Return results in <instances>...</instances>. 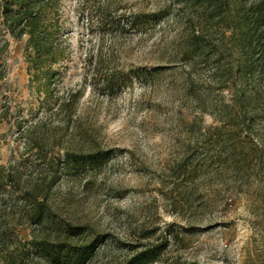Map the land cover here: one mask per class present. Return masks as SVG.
<instances>
[{"label": "rangeland", "instance_id": "obj_1", "mask_svg": "<svg viewBox=\"0 0 264 264\" xmlns=\"http://www.w3.org/2000/svg\"><path fill=\"white\" fill-rule=\"evenodd\" d=\"M182 8V0H58L65 57L52 66L49 93L30 85L28 37L0 28V165L20 159L19 124L56 127L59 97L84 90L63 138L76 162L50 194L58 226L39 237L44 257L28 245L18 264H124L142 249L159 254L155 264H264V132L256 128L252 148L217 130L204 112L212 60L198 62L201 76L186 89L188 62L175 56ZM98 57L97 72L88 59ZM19 236L30 242L31 230Z\"/></svg>", "mask_w": 264, "mask_h": 264}, {"label": "trees", "instance_id": "obj_2", "mask_svg": "<svg viewBox=\"0 0 264 264\" xmlns=\"http://www.w3.org/2000/svg\"><path fill=\"white\" fill-rule=\"evenodd\" d=\"M182 1L185 19L175 56L188 62L186 89L191 88L192 78L201 76L198 62L212 60L208 79L213 88L207 95L211 109L204 112L221 124L217 130L237 139L244 136L252 148H258L256 128L260 126L264 132V0ZM57 5L58 0H0V28L17 41L28 37L30 85H41L47 93L56 75L52 66L65 57ZM88 63L97 72L104 66L101 57L95 62L89 58ZM103 86L111 89L114 83L107 81ZM215 91L219 96L229 94V100H214ZM83 93L75 90L59 97L52 115L58 121L56 127L48 128L44 119L26 127L18 125V137L24 140L20 159L0 165V254L4 264H18L19 256L30 253H25L28 245L33 253L45 256L46 247L40 245L39 237L47 228L58 226L50 194L69 164L76 162L69 159L63 138ZM58 152L63 154L61 164ZM27 153L36 162L29 167L23 158ZM23 229L31 230L30 242L20 238ZM158 256L152 249H142L124 264H155ZM45 260L56 262L54 257Z\"/></svg>", "mask_w": 264, "mask_h": 264}]
</instances>
